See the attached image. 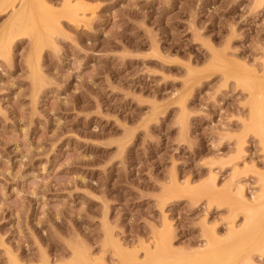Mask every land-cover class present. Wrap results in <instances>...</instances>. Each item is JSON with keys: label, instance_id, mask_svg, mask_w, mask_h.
<instances>
[{"label": "rangeland", "instance_id": "1", "mask_svg": "<svg viewBox=\"0 0 264 264\" xmlns=\"http://www.w3.org/2000/svg\"><path fill=\"white\" fill-rule=\"evenodd\" d=\"M22 1L0 0V264H264V0Z\"/></svg>", "mask_w": 264, "mask_h": 264}, {"label": "bare ground", "instance_id": "2", "mask_svg": "<svg viewBox=\"0 0 264 264\" xmlns=\"http://www.w3.org/2000/svg\"><path fill=\"white\" fill-rule=\"evenodd\" d=\"M11 1H13V0H11ZM21 1H22V0H21ZM26 1H27V0H26ZM31 1H32V0H31ZM65 1H66V2H65V5L63 6V7H64V14H66L67 16H70V18L73 17V16H74V17L77 16L76 13L80 10L79 8H80L81 5H78V3H77V5H76L75 3L72 4L71 2H69V0H65ZM22 2H23V1H22ZM34 2H35V1H34ZM26 3H27V2H26ZM29 3H30V2H29ZM38 3H40V2H38ZM31 4H32V3H31ZM20 5H21V4H20ZM23 5H24V4H23ZM40 5H41V4H40ZM25 6H26V5H25ZM32 6H33V4H32ZM35 6H36V5H35ZM82 6H83V5H82ZM22 7H23V6H22ZM26 7H27V6H26ZM26 7H25V8H26ZM36 7H37V6H36ZM38 7H39V5H38ZM41 7H42V9L44 8V10H45V7H43V5H41ZM28 8H29V6H28ZM39 8H40V7H39ZM49 9H50V8H49ZM82 9H83V8H82ZM25 10H26V9H25ZM16 11H17V10H16ZM16 11H15V12H16ZM30 11H31V9H30ZM33 12H34V11H33ZM46 12H47V10H46ZM79 12H80V11H79ZM18 13L20 14L19 11H17V14H18ZM29 13H30V12H29ZM40 13H41V12H40ZM77 14H78V13H77ZM14 15H15V14H14ZM14 15H13V16H14ZM23 15H24V14H23ZM26 15H27V14H26ZM62 15H63V14H62ZM66 15H65V16H66ZM17 16H18V15H17ZM17 16H16V18H17ZM29 16H30V18H31V15H29ZM33 16H34V14H33ZM33 16H32V17H33ZM65 16H64V17H65ZM55 18H56V17H55ZM81 18H82V17H81ZM34 19L36 20V18H34ZM49 19H50V17H49ZM56 19H57V18H56ZM56 19H55V20H56ZM31 20H32V18H31ZM35 20H34V21H35ZM40 20H41V19H40ZM42 20H43V19H42ZM46 20H47V19H46ZM36 21H37V20H36ZM43 21H44V20H43ZM56 21H57V20H56ZM51 23H52V22H51ZM31 24H32V22H31ZM49 24H50V23H49ZM32 25L34 26V24H32ZM43 25H44V24H43ZM35 27H36V26H35ZM38 27H39V26H38ZM31 29H32V28H31ZM34 30H35V28H34ZM36 30H37V29H36ZM36 30H35V31H36ZM39 30H40V29H39ZM39 30H38V31H39ZM35 31H34V34H35ZM52 31H54V30H52ZM40 34H41V33H40ZM35 35H37V34H35ZM32 36H33V35H32ZM50 36H51V35H50ZM37 37H38V36H37ZM37 37H36V38H37ZM37 40H38V38H37ZM36 42H37V41H36ZM256 79H257V78H256ZM262 99H263V98H262ZM263 182H264V181H263ZM263 184H264V183H263ZM240 189H241V188H240ZM262 195H263V193H262ZM259 199H260V198H259ZM252 203H253V202H252ZM262 204H263V203H262ZM239 205H240V204H239ZM242 206H243V205H242ZM244 206H245V205H244ZM263 206H264V204H263ZM246 207H247V206H246ZM250 207H251V206H250ZM244 208H245V207H244ZM252 208H253V206H252ZM261 209H263V208H261ZM239 213H240V212H239ZM257 213H258V212H257ZM244 214H246V213H244ZM244 214H243V215H244ZM236 216H237V215H236ZM245 216H246V215H245ZM251 216H252V215H251ZM260 217H261V216H260ZM232 220H233V219H232ZM245 220H246V218H245ZM248 220H249V219H248ZM252 220H253V219H252ZM244 223H245V222H244ZM248 223H249V222H248ZM232 224H233V223H232ZM260 224H261V223H260ZM230 225H231V224H230ZM242 226H243V225H242ZM262 226H263L262 228H264V225H262ZM258 227L261 228V225H259ZM244 228H245V227H244ZM259 228H258V229H259ZM259 230H260V231H257V233L259 234V232H260V234H261L263 229H262V230L259 229ZM255 231H256V230H255ZM237 232H238V230H237ZM237 232H236V233L234 232V233L237 234ZM249 232H250V231H249ZM254 233H256V232H254ZM254 233L252 232L253 236L255 235ZM263 233H264V231H263ZM238 234H240V233H238ZM244 234H245V233H244ZM249 234H250V233H249ZM252 234H251V235H252ZM258 234H257V237H258ZM260 234H259V236H261ZM248 236H249V235H248ZM232 237H233V236H232ZM244 237L246 238V235H245ZM254 237L256 238V236H254ZM166 238H167V237H166ZM236 238H237V237H236ZM239 238H240V237H239ZM245 238H244V239H245ZM249 238H250V237H248V239H249ZM255 238H254V239H255ZM262 238H263V237H262ZM262 238H261V239H262ZM240 239H241V240H244L243 237L240 238ZM240 239H239V240H240ZM246 239H247V238H246ZM252 239H253V238H252ZM261 239H259V240H261ZM229 240H231V239H229ZM235 240H236V239H235ZM235 240H234V241H235ZM237 240H238V239H237ZM256 240H258V239H256ZM256 240H255V243H257ZM226 241H228V240H226ZM250 241H251V240H249V242H250ZM253 241H254V240H253ZM209 242H210V240H209ZM235 242H236V241H235ZM237 242H238V241H237ZM242 242H244V241H242ZM245 242H246V240H245ZM245 242H244V243H245ZM251 242H252V241H251ZM251 242H250V244H251ZM262 242H263V241H262ZM158 243H160V242H158ZM161 243H162V242H161ZM161 243L159 244L160 247H161ZM244 243H243V245H244ZM252 243H253V242H252ZM255 243H253V246H254ZM236 244H237V243H236ZM236 244L234 243L233 245H235V247H236ZM239 244L242 245L241 243H239ZM247 244H248V243H247ZM155 245H156V244H155ZM155 245H154V246H155ZM159 245H157V246H159ZM213 245H214V244H213ZM233 245H232V246H233ZM240 245H239V246H240ZM255 245H256V244H255ZM230 246H231V244H230ZM230 246H229V249H231ZM246 246L250 247L249 245H246ZM246 246H244V248H245ZM160 247H159V248H160ZM211 247H212V246H211ZM227 247H228V246H227ZM237 247H238V246H237ZM257 247H259V242H258V246H257ZM257 247H256V248H257ZM240 248H241V247H240ZM244 248H242V249L244 250ZM253 248H254V247H253ZM210 249H211V248H209V250H210ZM212 249H213V248H212ZM212 249H211V250H212ZM216 249H217V248H216ZM223 249H224V248H223ZM225 249H226V247H225ZM232 249H234V248L232 247ZM237 249H239V248H237ZM242 249H241V250H242ZM209 250H208V251H209ZM211 250H210V251H211ZM235 250H236V248H235ZM246 250H247V249H246ZM246 250H245V251H246ZM257 250H258V248H257ZM221 251H222V249H221ZM224 251H225V250H224ZM237 251H238V250H237ZM237 251H236V252H237ZM205 252H206V251H205ZM212 252H213V251H212ZM217 252H219V251H217ZM233 252H235V251H233ZM236 252H235V253H236ZM239 252H240V251H239ZM248 252H250V251H248ZM248 252H246V253H248ZM251 252H252V250H251ZM261 252H262V251H261ZM133 253H134V252H133ZM146 253H147V252H146ZM152 253H154V252H152ZM162 253H163V252H162ZM210 253H211V252H210ZM210 253H209V254H210ZM215 253H216V252H215ZM225 253H226V252H225ZM235 253H234V254H235ZM154 254H155V253H154ZM209 254H208V255H209ZM213 254H214V253H213ZM216 254H217V253H216ZM229 254H230V253H229ZM229 254H226L225 257H228ZM244 254H245V253H244ZM254 254H255V252H254ZM259 254H260V253H259ZM263 254H264V253H262V255H263ZM80 255H81V254H80ZM149 255H150V257H151V254H149ZM197 255H198V254H197ZM197 255H196V256H197ZM203 255H204V254H203ZM208 255L205 254V256H207V257H208ZM217 255H218V256H221V258H223V257H222V256H223L222 254H220V255L217 254ZM145 256H146V258H147V254H146ZM152 256H153V255H152ZM211 256H213V255H211ZM211 256H209V257L212 259L214 256H213V257H211ZM215 256H216V255H215ZM230 256H231V255H230ZM230 256H229V257H230ZM201 257H202V256H201ZM207 257H206V258H207ZM231 257H232V256H231ZM240 257H241V255H240ZM252 257H253V256H252ZM78 258H79V257H78ZM127 258H129V256H128ZM127 258H126V259H127ZM133 258H134V257H133ZM215 258H216V257H215ZM218 258H219V257H218ZM238 258H239V256H238ZM238 258H237V259H238ZM244 258H245V257H244ZM130 259H131V258H130ZM130 259H128V261H129ZM151 259H152V258H151ZM204 259H205V258H203V260H204ZM213 259H214V258H213ZM232 259H233V258H232ZM232 259H231V260H232ZM82 260L84 261V259H82ZM136 260H137V259H136ZM161 260H162V259H161ZM197 260H198V258H197ZM197 260L195 259L196 262H197ZM201 260H202V259H201ZM203 260H202V261H203ZM215 260L218 261V259H215ZM221 260H222V259H221ZM227 260H228V259H227ZM229 260H230V259H229ZM249 260H250V259H249ZM252 260H253V259H252ZM252 260H251V262H252ZM95 261H96V260H95ZM123 261H125V260H123ZM131 261L133 262V259H132ZM134 261H135V260H134ZM157 261H158V260H157ZM188 261H189V260H188ZM192 261H193V260H192ZM210 261H211V260H210ZM210 261H209V263H208V262H206V263H207V264H210V263L212 264L213 261H212V262H210ZM222 261L224 262V258H223ZM236 261H237V260H236ZM121 262H122V261H121ZM129 262H130V261H129ZM132 262H131V263H132ZM135 262H136V261H135ZM140 262H141V261H140ZM140 262H139V263H140ZM196 262H195L194 264H197ZM200 262H201V261H200ZM218 262H220V261H218ZM80 263H81V262H80ZM84 263H85V262H84ZM84 263H82V264H84ZM86 263L89 264V263H92V262H90V261H86ZM123 263H124V262H123ZM136 263H137V262H136ZM141 263H142V262H141ZM159 263H160V262H158V264H159ZM183 263L185 264V262H183ZM198 263H199V262H198ZM214 263H215V262H214ZM121 264H122V263H121ZM144 264H157V263H154V262H152L150 259H148V261H147V262L145 261ZM165 264H166V263H165ZM188 264H189V263H188ZM201 264H202V263H201ZM204 264H205V263H204ZM217 264H218V263H217ZM244 264H245V263H244Z\"/></svg>", "mask_w": 264, "mask_h": 264}]
</instances>
